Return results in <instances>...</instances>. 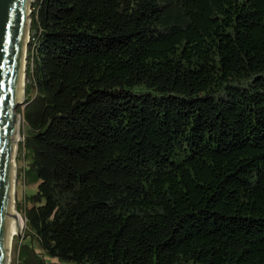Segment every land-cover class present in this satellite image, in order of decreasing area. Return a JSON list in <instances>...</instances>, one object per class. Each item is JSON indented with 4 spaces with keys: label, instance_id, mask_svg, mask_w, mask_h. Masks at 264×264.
<instances>
[{
    "label": "trees",
    "instance_id": "1",
    "mask_svg": "<svg viewBox=\"0 0 264 264\" xmlns=\"http://www.w3.org/2000/svg\"><path fill=\"white\" fill-rule=\"evenodd\" d=\"M30 20L14 264H264V0H33Z\"/></svg>",
    "mask_w": 264,
    "mask_h": 264
},
{
    "label": "water",
    "instance_id": "2",
    "mask_svg": "<svg viewBox=\"0 0 264 264\" xmlns=\"http://www.w3.org/2000/svg\"><path fill=\"white\" fill-rule=\"evenodd\" d=\"M32 3L33 0H0V264L7 263L11 228V218L9 215V177L12 166L10 137L13 135L14 111L21 105L16 96L22 62L21 50L23 49L25 34V17L28 16V27L26 28L27 41L23 55V80L25 88L26 55L30 39ZM26 12L28 13L27 16ZM24 107L25 105H23L22 113ZM13 159L15 162L16 153L13 155ZM13 203L15 206V200ZM17 237L21 239L20 235ZM8 262L10 264V261Z\"/></svg>",
    "mask_w": 264,
    "mask_h": 264
},
{
    "label": "rangeland",
    "instance_id": "3",
    "mask_svg": "<svg viewBox=\"0 0 264 264\" xmlns=\"http://www.w3.org/2000/svg\"><path fill=\"white\" fill-rule=\"evenodd\" d=\"M23 105L24 103L18 106V108L16 109V112L20 115H22ZM23 132H24V129H23V117H22V121L20 123V129H19V136H18V139L19 138L20 139L18 140L16 159H15L16 182H15L14 200H15V209L17 210L18 208V211H20L19 215L24 222L22 213L24 212V208L26 207L30 208L31 198L36 193L38 182L37 180L34 179V174L30 170V165H29L30 159L25 156L27 153L26 150L23 147H21L20 149V144H22L24 140ZM24 233H25V229L23 227L22 231L18 233V235L20 234L21 239L17 237L18 235L14 237L12 247H11V252H10V264H14L15 262L14 257H16L18 243L20 241L22 242L25 240Z\"/></svg>",
    "mask_w": 264,
    "mask_h": 264
},
{
    "label": "bare ground",
    "instance_id": "4",
    "mask_svg": "<svg viewBox=\"0 0 264 264\" xmlns=\"http://www.w3.org/2000/svg\"><path fill=\"white\" fill-rule=\"evenodd\" d=\"M28 13L26 12V16ZM25 34H24V42H23V49L21 50L22 53V58H21V67H20V74L18 78V90H17V96L18 102L23 104V89H24V80H23V55H24V47L27 41V27H28V16L25 17ZM25 68V67H24ZM15 117H14V127H13V135H11L10 139V150H11V171H10V177H9V195H10V211L9 215L11 218V228H10V235H9V242H8V253H7V263L9 264L8 261H10V252H11V247L12 243L14 240V237L18 235L19 232L22 231L24 227V222L22 218L20 217L19 213L16 211L15 206H14V193H15V172H16V166L15 162L13 159V155L17 152V144H18V136H19V129H20V123L22 121L21 115L18 114L16 111H14ZM20 235V234H19Z\"/></svg>",
    "mask_w": 264,
    "mask_h": 264
}]
</instances>
